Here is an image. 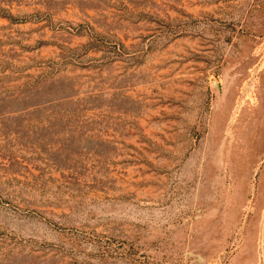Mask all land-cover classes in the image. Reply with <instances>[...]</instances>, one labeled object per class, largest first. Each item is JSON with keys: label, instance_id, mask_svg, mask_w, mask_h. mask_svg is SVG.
Instances as JSON below:
<instances>
[{"label": "rangeland", "instance_id": "obj_1", "mask_svg": "<svg viewBox=\"0 0 264 264\" xmlns=\"http://www.w3.org/2000/svg\"><path fill=\"white\" fill-rule=\"evenodd\" d=\"M0 264H264V0H0Z\"/></svg>", "mask_w": 264, "mask_h": 264}]
</instances>
